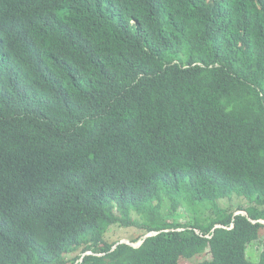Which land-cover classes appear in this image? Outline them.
Instances as JSON below:
<instances>
[{
  "label": "trees",
  "instance_id": "obj_1",
  "mask_svg": "<svg viewBox=\"0 0 264 264\" xmlns=\"http://www.w3.org/2000/svg\"><path fill=\"white\" fill-rule=\"evenodd\" d=\"M261 221L264 0H0V264H264Z\"/></svg>",
  "mask_w": 264,
  "mask_h": 264
},
{
  "label": "rangeland",
  "instance_id": "obj_2",
  "mask_svg": "<svg viewBox=\"0 0 264 264\" xmlns=\"http://www.w3.org/2000/svg\"><path fill=\"white\" fill-rule=\"evenodd\" d=\"M219 204L221 207H227L231 211H235L236 213H242V214H244L245 211L241 210V207L249 206V203L245 199L237 198V197H233L230 200H223ZM171 213H173V219L179 222L183 223L188 220L189 213L187 212L186 206H179L176 210H174L172 207V203L168 199H165L162 204V215L167 217V215ZM131 232L132 230L127 228L112 226L108 231V238L111 239V241L120 240V242H127V239L129 238ZM263 250H264V237L261 240L248 245V249H247L248 260L252 263L258 262ZM194 260H196V258L186 259L183 264H193Z\"/></svg>",
  "mask_w": 264,
  "mask_h": 264
},
{
  "label": "water",
  "instance_id": "obj_3",
  "mask_svg": "<svg viewBox=\"0 0 264 264\" xmlns=\"http://www.w3.org/2000/svg\"><path fill=\"white\" fill-rule=\"evenodd\" d=\"M262 223H264V221H261ZM218 227H220V226H218ZM150 236H152V234H147L145 237H144V239L141 241V242H139L138 243V245H132V246H134V247H138L139 245H141L142 243H143V241L146 239V238H148V237H150ZM121 243H123V242H121ZM121 243H119V244H121ZM130 244V243H129Z\"/></svg>",
  "mask_w": 264,
  "mask_h": 264
},
{
  "label": "clouds",
  "instance_id": "obj_4",
  "mask_svg": "<svg viewBox=\"0 0 264 264\" xmlns=\"http://www.w3.org/2000/svg\"><path fill=\"white\" fill-rule=\"evenodd\" d=\"M241 214H242V213H241ZM155 234H156V232H155V233H153V234H152V236H153V235H155ZM144 237H145V236H144ZM143 239H144V238H143ZM140 242H141V241H140ZM119 243H121V242H119ZM119 243H118V244H119ZM123 243H128V244H129L130 242H129V241H127V242H123ZM131 245H138V244H131Z\"/></svg>",
  "mask_w": 264,
  "mask_h": 264
}]
</instances>
